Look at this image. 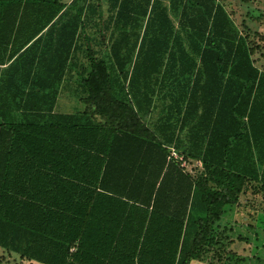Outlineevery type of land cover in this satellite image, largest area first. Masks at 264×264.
Masks as SVG:
<instances>
[{"label": "trees", "instance_id": "trees-1", "mask_svg": "<svg viewBox=\"0 0 264 264\" xmlns=\"http://www.w3.org/2000/svg\"><path fill=\"white\" fill-rule=\"evenodd\" d=\"M225 1L0 0L1 250L191 264L224 247L228 208L264 196L262 47ZM65 82L83 110H56Z\"/></svg>", "mask_w": 264, "mask_h": 264}, {"label": "rangeland", "instance_id": "rangeland-1", "mask_svg": "<svg viewBox=\"0 0 264 264\" xmlns=\"http://www.w3.org/2000/svg\"><path fill=\"white\" fill-rule=\"evenodd\" d=\"M225 5L239 29L262 47L256 54L261 66L264 63V39L260 40L255 32L258 31L264 36V0H226ZM175 20L177 21L176 18ZM75 88L76 85L72 82L64 83L56 106L58 112L69 113L84 109L85 105L80 99L83 93ZM192 210L203 213L194 207ZM189 229L195 232L192 223ZM220 231L225 234L223 249L219 246L205 247L203 255L192 259L191 264H264V196L254 193L253 189H247L240 195L239 204L228 208ZM218 240H222L219 234ZM0 264L34 263L0 249Z\"/></svg>", "mask_w": 264, "mask_h": 264}, {"label": "built area", "instance_id": "built-area-1", "mask_svg": "<svg viewBox=\"0 0 264 264\" xmlns=\"http://www.w3.org/2000/svg\"><path fill=\"white\" fill-rule=\"evenodd\" d=\"M171 156L174 157L177 160H181L182 161V166L183 167H187V165H188L187 160L185 159V157L182 154L178 153L175 149H172Z\"/></svg>", "mask_w": 264, "mask_h": 264}, {"label": "crops", "instance_id": "crops-1", "mask_svg": "<svg viewBox=\"0 0 264 264\" xmlns=\"http://www.w3.org/2000/svg\"><path fill=\"white\" fill-rule=\"evenodd\" d=\"M5 68V66H1L0 67V70H3ZM58 101H59V98H58ZM57 101V104L59 103ZM183 136H184V134H183ZM172 149H175V147H172ZM176 150V149H175ZM177 151V150H176ZM178 153H179V151H177ZM182 155H184V154H182ZM187 160V159H186ZM187 162H188V165H187V167L186 168H189L190 166H191V164L189 163V161L187 160ZM194 162H196V163H194L193 164V166H200V167H203V163H202V161L201 160H198V159H194Z\"/></svg>", "mask_w": 264, "mask_h": 264}]
</instances>
